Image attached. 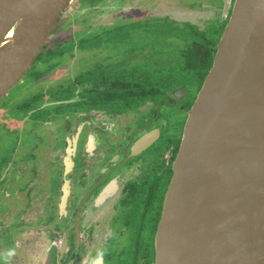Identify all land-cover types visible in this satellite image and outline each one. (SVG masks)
Masks as SVG:
<instances>
[{
    "label": "flooded vegetation",
    "instance_id": "af4514ba",
    "mask_svg": "<svg viewBox=\"0 0 264 264\" xmlns=\"http://www.w3.org/2000/svg\"><path fill=\"white\" fill-rule=\"evenodd\" d=\"M158 1L168 10L185 7L181 0ZM114 2L100 0L94 11H109ZM206 2L190 11L198 25L167 15L139 17L114 36L125 39L136 27L150 28L156 34L146 56L168 58L162 66L174 83H150L133 93L119 79L125 66L66 71L78 59L76 48L84 54L101 48V38L121 28L103 29L102 37L92 33L72 49H62L70 38L52 39V33L27 75L38 68L33 86L58 87L52 92L49 83L45 94L21 105L20 121L0 112V264H156L155 238L183 142V129L176 128L196 101L219 42H211L209 68L201 43L217 35L214 26L228 23L236 0ZM211 12L215 16L206 20ZM197 48L203 56L189 58ZM64 57L71 61L52 64ZM168 107L179 110L178 120H167Z\"/></svg>",
    "mask_w": 264,
    "mask_h": 264
},
{
    "label": "water",
    "instance_id": "95a60500",
    "mask_svg": "<svg viewBox=\"0 0 264 264\" xmlns=\"http://www.w3.org/2000/svg\"><path fill=\"white\" fill-rule=\"evenodd\" d=\"M74 1L0 0V101ZM155 254L156 264H264V0H236L187 113Z\"/></svg>",
    "mask_w": 264,
    "mask_h": 264
},
{
    "label": "rangeland",
    "instance_id": "374dc122",
    "mask_svg": "<svg viewBox=\"0 0 264 264\" xmlns=\"http://www.w3.org/2000/svg\"><path fill=\"white\" fill-rule=\"evenodd\" d=\"M181 1L185 5V7L181 8L182 10H168L164 8V5H161V2L158 0H115V5H113L109 10L110 12L103 10V12L99 14L100 11L95 12L93 6H98L97 4H100V0H78V3L71 5V7L64 13L58 27L52 35V39L70 38L68 39L69 42H67L62 49L75 48L76 45L74 41H78L81 38H83L82 42L85 44V40H87L88 37H93V35H91L92 33L96 34L95 36L102 37L105 35L103 29L112 30L117 27L121 29L114 32L111 38H101V48L98 45L96 49L91 52H87V54H84V51L81 49L76 48L74 54L78 55L77 60H70V62L68 57H64L55 60L52 64L57 62L61 64H68L70 62L66 71L71 70V75H78L88 68L92 73L93 68H97V65L101 68L106 66L108 63L113 64V67L118 65L120 67L125 66L126 69L146 67V65L150 64L151 59L146 56L145 51L147 52L152 46L156 31H153L150 28L143 30L136 27V29L133 30V33L128 34V37L125 39L123 37L114 36L121 32L122 28L129 24V22H135L139 19V17L148 18L150 16L156 17L167 15L170 19L178 21L179 24H181L182 21H190L195 22V24L198 25L197 22L199 19L197 15L192 14L190 11H195V8L193 7L201 9L205 8L208 4L206 2L207 0H195L196 3H194L193 0ZM208 1L210 2L211 0ZM137 3L138 5L141 3L142 9L138 8ZM106 4V2H103L100 5L104 6ZM80 8H85L86 10L79 14ZM214 16L215 15L211 12L209 14H205L204 18L207 20L213 18ZM110 23L113 24L111 28L103 26L104 24L106 25ZM200 24L203 26L202 23ZM171 25L175 26L174 24ZM131 29L133 28H126V30H129L128 32H131ZM97 32H101L102 34H98ZM171 42L175 43L176 40L174 39ZM40 60L41 58L38 61ZM46 67H48V64H46V66H40V70L43 74L46 72L44 70ZM36 69L38 68L33 69L28 75H26L24 77V81L16 86L0 101V112L5 111L9 118L20 121L25 117L24 111L20 110L21 105H24L29 99L36 95L46 93L48 89L47 86L50 82H42L33 86L36 82V77L33 75ZM43 80H50V77L48 76ZM56 85L50 83L52 92L55 91L54 88L58 87H56ZM33 106H37V103H33ZM164 115L167 117V120L169 119V121L172 122L175 119L178 120L179 116H181L179 115V110L175 107H168L164 111ZM181 117L182 123H178L176 132H179V130L182 129L184 130L187 118L185 120V115ZM46 130L50 132L51 129L48 127ZM15 134L16 139H18L19 133L16 132Z\"/></svg>",
    "mask_w": 264,
    "mask_h": 264
},
{
    "label": "trees",
    "instance_id": "16d2710c",
    "mask_svg": "<svg viewBox=\"0 0 264 264\" xmlns=\"http://www.w3.org/2000/svg\"><path fill=\"white\" fill-rule=\"evenodd\" d=\"M226 24L220 27L214 26L213 29H216L217 35L209 34L210 37L206 36V41L203 40V42L201 43V46L206 48V51H204V55L206 57L211 58L208 68L211 66L212 64L211 61L213 60V56H214V53L209 52L212 46L211 42H213L215 45L219 42ZM198 53L203 56V50L201 48H197V51L196 52L194 51L193 53L189 54L188 57L193 59L192 57L195 55L197 56ZM154 56L155 58H152L150 64L146 65V67H141V68L134 67L131 69L123 70L119 79L122 80L125 89L131 90V92L133 93L139 88L146 89L150 83H174L172 82L174 79L173 78L174 76H171L167 68H163L162 66V63H164L165 59H168V58L161 57V55H159V52H156V55ZM172 59L175 60L177 59V57L175 58L173 57ZM177 70L178 69L175 68V71ZM204 70L206 72L208 69H204ZM175 76H176V73H175ZM143 94L144 92L140 93L139 96H143Z\"/></svg>",
    "mask_w": 264,
    "mask_h": 264
},
{
    "label": "bare ground",
    "instance_id": "6f19581e",
    "mask_svg": "<svg viewBox=\"0 0 264 264\" xmlns=\"http://www.w3.org/2000/svg\"><path fill=\"white\" fill-rule=\"evenodd\" d=\"M11 37V34H10V36H9V38Z\"/></svg>",
    "mask_w": 264,
    "mask_h": 264
}]
</instances>
